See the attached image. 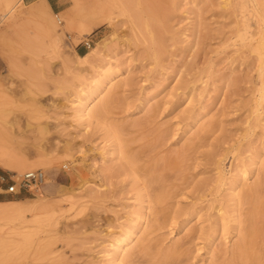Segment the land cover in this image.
<instances>
[{"label":"rangeland","instance_id":"374dc122","mask_svg":"<svg viewBox=\"0 0 264 264\" xmlns=\"http://www.w3.org/2000/svg\"><path fill=\"white\" fill-rule=\"evenodd\" d=\"M0 147V264H264V0H0Z\"/></svg>","mask_w":264,"mask_h":264},{"label":"bare ground","instance_id":"6f19581e","mask_svg":"<svg viewBox=\"0 0 264 264\" xmlns=\"http://www.w3.org/2000/svg\"><path fill=\"white\" fill-rule=\"evenodd\" d=\"M44 6H47V7H50V4L47 2V1H44V4L43 5H34L33 7H34V10L36 11V12H41L42 11V8L44 7ZM19 12V11H18ZM55 24L56 23H53V22H51L50 23V26L55 30ZM57 25V24H56ZM110 75L111 74H108V76H107V78L108 77H110ZM100 82V81H99ZM96 87V86H95ZM100 85H98V87H97V89H95L94 90V92H92V93H90V94H88V96H86V100H85V102L84 103H81V101H82V99H83V97L82 98H80L79 99V108H78V110L80 111V117H84L85 115H88V112L90 111V107H89V101L90 100H92V95H94L93 93H95V92H97L99 89H100ZM86 94V93H85ZM84 101V100H83ZM13 122V121H12ZM15 122V121H14ZM13 124V123H12ZM11 124V125H12ZM1 126H3V125H1ZM11 127V126H10ZM1 148V147H0ZM3 149V148H2ZM4 150V149H3ZM3 150H1L0 149V165L1 166H3V167H6V168H19V170H20V168H27L28 167V162L27 161H25V159H22V158H16V156H13V155H7L5 152H3ZM5 151V150H4ZM33 167V166H32ZM31 168V167H30ZM261 203V202H260ZM264 203H262V205H263ZM43 206V205H42ZM260 206V205H259ZM44 208H45V206H44ZM259 208H261V206L259 207ZM12 209V208H11ZM263 210V209H262ZM7 211H9L8 209H6V208H4V209H2V210H0V212H1V214L2 213H5V212H7ZM13 211V210H12ZM2 216V215H1ZM264 229V228H263ZM130 232V231H129ZM135 234V231H132V232H130L126 237H125V239L124 240H122V241H120L119 243H118V245L117 246H115V252H117V253H119V251L120 250H125L126 251V249H127V247H128V245L131 243V241L133 240V235ZM134 241V240H133ZM114 244V243H113ZM252 253V252H251ZM249 256H251V257H253V258H251V259H253V260H255L256 259V257L254 256V254H252V255H249ZM115 260H117V254H115V255H113L111 258H110V261L111 262H114ZM118 261V260H117Z\"/></svg>","mask_w":264,"mask_h":264},{"label":"built area","instance_id":"2783aa9c","mask_svg":"<svg viewBox=\"0 0 264 264\" xmlns=\"http://www.w3.org/2000/svg\"><path fill=\"white\" fill-rule=\"evenodd\" d=\"M45 183V173L41 169L30 170L23 174L18 182H13L8 186L7 190L11 193L34 192L40 191Z\"/></svg>","mask_w":264,"mask_h":264}]
</instances>
